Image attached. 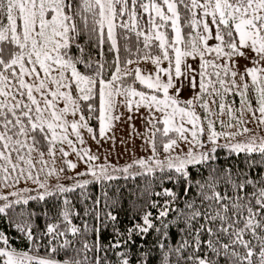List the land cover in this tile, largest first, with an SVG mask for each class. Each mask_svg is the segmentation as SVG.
<instances>
[{
  "label": "snow or ice",
  "instance_id": "obj_1",
  "mask_svg": "<svg viewBox=\"0 0 264 264\" xmlns=\"http://www.w3.org/2000/svg\"><path fill=\"white\" fill-rule=\"evenodd\" d=\"M240 60L248 62L243 70ZM185 90H191L187 99L181 95ZM229 96L239 97V107ZM120 108L147 110L143 135L152 155L133 164L146 173L174 171L167 179L186 182L185 194L191 187L189 169L217 160L218 149L243 154L247 170L264 169V0H0V190H5L0 191V214L29 242V250H18L0 231V264H111L109 250L117 264H131L130 249L115 250L127 248L134 234L160 231L150 211L126 233L108 211L115 242L101 244V229L94 227L95 242L85 240L76 250L83 259L58 261L52 254L71 247L68 233L75 236L81 229L62 211L64 231L58 221L37 235L36 212L26 207L92 182L59 183L65 166L77 168L67 159L70 152L88 164L76 177L114 179L107 165L97 172L90 162L98 157L77 143L85 144V132L94 133L93 121L105 137L123 116L117 114ZM158 148L163 160L156 159ZM57 158L64 166L56 167ZM217 172L213 167L204 183L197 181L201 205L186 201L188 212L170 209L179 199L171 189L155 193L172 198L155 219L176 211L178 218L184 216L181 232L187 234L176 246L166 245L169 225H163L161 264H170L173 253L176 264H264V171L253 179L249 171L237 169L233 179L231 169H225L233 195L217 191ZM53 176L57 182L50 191L47 178ZM22 181L40 191L17 188ZM31 191L36 195H22ZM94 203L100 204L99 198ZM95 219L105 224L99 212ZM84 231H89L87 223ZM45 237H50L48 255L31 254ZM146 261L145 253L137 264Z\"/></svg>",
  "mask_w": 264,
  "mask_h": 264
},
{
  "label": "trees",
  "instance_id": "obj_2",
  "mask_svg": "<svg viewBox=\"0 0 264 264\" xmlns=\"http://www.w3.org/2000/svg\"><path fill=\"white\" fill-rule=\"evenodd\" d=\"M92 127L94 128V135L98 136L99 126L93 121ZM159 154L162 150L158 148ZM216 156L218 157L215 161H210L205 165L197 166L196 168H190L191 172V187L187 194L184 192L186 182H177L176 180L169 181L167 179L168 175L175 176L174 171L164 169L160 171L155 168L154 161H149V165L155 168L153 173H146L144 168H141L138 164H132V167L128 169L127 172L123 171L124 168H112L107 169L108 174L113 176L114 179L107 180L102 179L100 181H95L90 175L76 177L73 176L72 182L64 184L67 187H71L77 183V181L89 180L92 181L85 188H75L72 192L64 194H54L51 197L46 198L43 202L30 201L29 205L26 207L34 210L36 212V217L33 219V224L35 226V231L37 235H41L45 230L47 223L61 222L60 230L64 231L68 226L62 222L61 212L65 211L69 214V218L72 224L81 229V232L77 235H72L71 232L68 233L66 239L72 242L71 247L67 250L60 249L57 253L52 254L51 258L63 261L69 257L76 259H83V253L79 256L76 255V250L82 247V242L87 240L89 244H92L96 240V234L91 231L94 227H100L101 231L99 233L100 243L103 245H109L115 242V237L113 236V223L108 220L105 213L111 211L113 215L117 217L115 226L119 228L121 232L126 233V229L132 227L136 223H142L141 217L144 212L150 211L153 217V223L156 228L160 231L157 232L155 228L150 229L147 234L136 235L134 234L132 240L129 241L127 248L121 247L115 251L124 252L130 249V260L131 264H137V260L141 258L142 254H147L146 264H161L164 252L160 249L159 244L164 236L165 228L163 225L167 224L168 237L163 242L166 245L176 246L178 242L187 238V234L181 232V229L185 228L184 216H179L176 211H169L166 217L155 219L159 215V212L163 209L166 200H171L172 198L166 195H155V193H162L164 189H171L179 199L174 203L169 205L170 209H183L185 212L188 210L185 208L186 201H195L197 207L201 205V197L197 195L200 191L197 186V181L204 183L209 176V170L215 167L219 175L220 182L217 186V191L227 192L229 195H233L232 188L225 182L227 176L223 175L225 169H231L233 179H237L236 172L237 169H243L249 171V175L253 179L259 178V173L264 171V169L256 168L252 170H247L243 163V154H230L226 149H218ZM258 158V156L256 157ZM40 191L39 189H36ZM52 191V187H49ZM251 191V187L248 189ZM207 191V189H206ZM107 194L106 196L104 194ZM36 195V191H31L29 193H22L23 196ZM210 194V193H209ZM99 198L100 204H95L96 199ZM69 201L68 204H64V200ZM156 202L159 207L152 208L151 204ZM205 202V207L207 206ZM107 205V207L105 206ZM87 212V215L85 213ZM99 212L101 219L105 221V224H101L95 219L96 213ZM47 213V215H45ZM11 215V212H9ZM202 222V221H200ZM85 223L89 228V231H84ZM199 222L194 225L198 227ZM0 231H3L12 243V246L18 250H29V242L22 238V234L17 232V230L11 226L7 218L0 214ZM126 238V236L124 237ZM50 237H45L39 249H32L31 254L46 256L48 253L45 250V245H48V240ZM64 238L56 241L58 246L63 242ZM204 239H207L205 236ZM164 251H167L165 248ZM185 252L184 255L189 254ZM203 254V250L201 252ZM103 255V253H101ZM108 259L111 264H117L118 258L114 255L112 250L108 252ZM88 256L93 258V253L89 252ZM170 264H176L177 257L173 253L170 257ZM183 264V262H181ZM221 264H224L221 261Z\"/></svg>",
  "mask_w": 264,
  "mask_h": 264
},
{
  "label": "rangeland",
  "instance_id": "obj_3",
  "mask_svg": "<svg viewBox=\"0 0 264 264\" xmlns=\"http://www.w3.org/2000/svg\"><path fill=\"white\" fill-rule=\"evenodd\" d=\"M248 63L245 60H240L241 70H243V66ZM148 67H151L150 65ZM184 99H187L191 96V90H185L181 93ZM228 101L235 100L236 106L239 107V97H227ZM219 103V101H218ZM218 110V109H217ZM123 113V116L119 121H115L113 127L110 131L106 133L105 137H100L99 133L96 136V140L92 139L93 134L84 133L85 144L80 145L77 143V147H87L92 154L98 157L97 160L90 162L93 166L96 167V171L99 172L100 165H107V169H118L125 168L127 165H132L134 160H139L141 158L147 159L152 155L151 149L146 143V139L143 135L145 130V124L143 121V116L147 114V110L141 108L139 112L135 110L132 113H129L127 109L120 108L117 114ZM131 115L132 119L129 121L128 116ZM227 119V117H225ZM249 127H253V125L249 124ZM217 130H219V125H217ZM139 133L140 135H137ZM115 139H112V137ZM99 141V143H97ZM220 143H224V140L221 139ZM184 150H187L186 145H181ZM164 153L159 154L156 159L163 160ZM67 159L72 160L77 163L76 169H67L65 166V172L61 173V178L59 183L67 184L72 182V180H68L65 177L67 176H76L77 172H84L88 168V164L84 161H77V157L74 153L70 152V155ZM64 166L62 161L57 158L56 167L60 168ZM90 175V174H89ZM91 176V175H90ZM41 180L45 179L44 175H41ZM47 182L49 186L54 185L57 180L56 177H48ZM29 188V189H37L36 185H33L30 181L25 183L21 182L17 188ZM16 190V189H11ZM5 191V190H0Z\"/></svg>",
  "mask_w": 264,
  "mask_h": 264
}]
</instances>
